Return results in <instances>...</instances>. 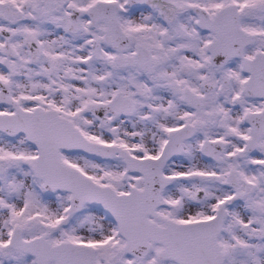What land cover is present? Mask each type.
<instances>
[{
	"label": "snow or ice",
	"instance_id": "1",
	"mask_svg": "<svg viewBox=\"0 0 264 264\" xmlns=\"http://www.w3.org/2000/svg\"><path fill=\"white\" fill-rule=\"evenodd\" d=\"M0 264H264V0H0Z\"/></svg>",
	"mask_w": 264,
	"mask_h": 264
}]
</instances>
